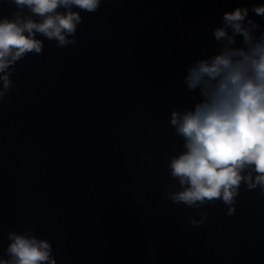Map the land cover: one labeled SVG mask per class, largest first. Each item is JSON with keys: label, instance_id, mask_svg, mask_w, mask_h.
Segmentation results:
<instances>
[{"label": "clouds", "instance_id": "clouds-1", "mask_svg": "<svg viewBox=\"0 0 264 264\" xmlns=\"http://www.w3.org/2000/svg\"><path fill=\"white\" fill-rule=\"evenodd\" d=\"M6 2L16 11L0 18V101L12 88L15 64L43 53L37 34L55 40L58 48L74 45L80 13L97 12L102 0ZM250 12L264 19V2L223 12L212 31L217 51L186 68L183 84L199 100L191 109L170 113L184 149L167 165L181 189L166 197L174 204L200 209L219 201L226 215H233L242 185L264 192V31ZM198 214L199 221L190 220L194 227L208 218ZM7 238V258L0 257V264H57L51 242L33 228L9 231Z\"/></svg>", "mask_w": 264, "mask_h": 264}]
</instances>
